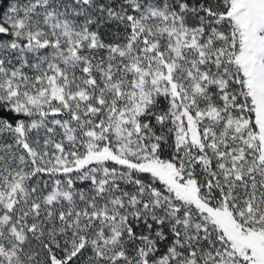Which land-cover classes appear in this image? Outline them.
Segmentation results:
<instances>
[{"label": "snow or ice", "instance_id": "snow-or-ice-1", "mask_svg": "<svg viewBox=\"0 0 264 264\" xmlns=\"http://www.w3.org/2000/svg\"><path fill=\"white\" fill-rule=\"evenodd\" d=\"M0 264H264V0H0Z\"/></svg>", "mask_w": 264, "mask_h": 264}]
</instances>
